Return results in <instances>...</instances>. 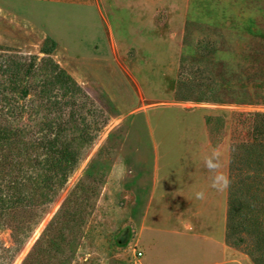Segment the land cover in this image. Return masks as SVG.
Instances as JSON below:
<instances>
[{
  "label": "rangeland",
  "instance_id": "obj_1",
  "mask_svg": "<svg viewBox=\"0 0 264 264\" xmlns=\"http://www.w3.org/2000/svg\"><path fill=\"white\" fill-rule=\"evenodd\" d=\"M97 1L106 29L94 42L80 41L77 10L59 19L53 8L25 13L47 31L68 32L67 45H88L82 55L91 46L109 57V39L125 74L91 68L92 83L82 85L40 51L45 40L55 45L50 37L21 31L17 40L0 39V124L15 131L28 174L36 159L60 158L28 180L33 192L53 176L52 189L35 191L46 210L11 264H128L133 246L141 264H161L175 251L164 230L180 227L196 204L176 199L173 185L189 182L193 169L208 174L189 164L212 149L223 152L222 170L232 179L233 146L246 138L238 135L246 132L242 118L264 113V0ZM12 62L20 66L15 83L2 74ZM49 138L54 149L43 146ZM228 194L220 202L225 240L248 256L264 255V198H239L253 209L228 230ZM148 225L160 230L149 234ZM0 239L10 245L9 229H0Z\"/></svg>",
  "mask_w": 264,
  "mask_h": 264
},
{
  "label": "crops",
  "instance_id": "obj_2",
  "mask_svg": "<svg viewBox=\"0 0 264 264\" xmlns=\"http://www.w3.org/2000/svg\"><path fill=\"white\" fill-rule=\"evenodd\" d=\"M28 8L33 10L53 8L52 15L57 19H59V14H72L74 16L78 12L81 19L79 22L80 27L78 26L79 28L77 27L76 30L80 33V41L82 42L86 38L88 40L92 39L91 41L94 42L95 36L102 33V26L106 29V23L97 0H0V39L4 38L7 41L12 38L17 40V33L22 34V32L35 35L38 41L50 37L55 42L50 55L67 72L73 74L82 85L92 83L87 75L92 70L91 68H102L106 69L107 72L118 70L125 74L116 59L114 51L111 49L109 39V57L103 58L94 54L91 46V53H85V55L90 54L91 56L86 57L80 51L89 48L88 45L85 47V44L82 45L83 43L80 44L79 42L74 46L67 45L66 42L70 40L68 32L61 36L55 31L43 29V27H40V22L30 16L33 13H25ZM86 12L96 14L98 17L97 22L95 20L96 15L93 17L94 22H92L93 18L84 17L83 15ZM106 33L109 35L108 30H106ZM93 84L102 85L107 89V86L103 83L100 85V82L94 81ZM192 165L195 168L205 169L203 163H190L189 169L192 168ZM188 176L189 182L173 185L174 188L179 189L175 194V198L180 201L196 202L195 208L188 219L180 221V227L176 226L177 229L164 230L165 233L171 234L172 242H170V245L175 251L164 254L160 259L161 264H255L247 254L239 252L225 240L226 208L223 214L220 202H226L227 190L219 192L209 187V172L208 174L204 171L196 172L193 169L192 172L188 173ZM160 186L161 184H159L158 189L165 190L164 192L169 188V185ZM197 190L205 192L206 198L204 200L195 199L194 192ZM153 194L150 190L148 198ZM156 230L159 231L160 229L149 225L145 229L149 234ZM152 246H154L153 241L150 243V248ZM209 257L212 259H208ZM146 264L156 263L147 260Z\"/></svg>",
  "mask_w": 264,
  "mask_h": 264
},
{
  "label": "trees",
  "instance_id": "obj_3",
  "mask_svg": "<svg viewBox=\"0 0 264 264\" xmlns=\"http://www.w3.org/2000/svg\"><path fill=\"white\" fill-rule=\"evenodd\" d=\"M47 41L49 40H45ZM45 42L40 51L49 55L55 45L50 42L51 45L47 47ZM11 64L3 68L2 74L10 83H15L19 79L20 66L13 65V62ZM54 66L59 68L63 74L65 73L58 63L55 62ZM22 89L23 87L20 90ZM242 122L245 123L246 132L238 135L242 134L246 138L237 140L232 149L233 173L228 194V230L233 225H237V222L235 224L236 217L243 220L253 209L252 207L247 209L240 207L239 198L248 199L257 196L264 198V113H247L242 118ZM55 141L56 138L46 139L43 146L47 149H54ZM21 146L20 140L15 136V131L0 124V229H9L11 238L10 245H6L0 239V264H11L28 238L32 225L46 210L45 206L40 207L39 199L43 193L35 191L41 188L52 189L53 176L46 177L45 186L37 184L31 187L35 189L33 192L28 189L29 178H35L37 173L34 171L51 169L60 161V158L50 157L36 159L33 173L28 174L20 162ZM16 163H18L17 166H15ZM243 174L247 177L243 178ZM65 180L66 177H62L59 179V184L61 185ZM26 211L28 212L27 218H24ZM233 219H235L234 222ZM249 254L255 264H264V255L258 256L251 250Z\"/></svg>",
  "mask_w": 264,
  "mask_h": 264
},
{
  "label": "clouds",
  "instance_id": "obj_4",
  "mask_svg": "<svg viewBox=\"0 0 264 264\" xmlns=\"http://www.w3.org/2000/svg\"><path fill=\"white\" fill-rule=\"evenodd\" d=\"M204 167L210 173L209 187L216 191L223 192L227 190L231 184V179L223 169V152L219 149H212L201 156ZM195 199L204 200L206 198L203 190L194 192Z\"/></svg>",
  "mask_w": 264,
  "mask_h": 264
},
{
  "label": "built area",
  "instance_id": "obj_5",
  "mask_svg": "<svg viewBox=\"0 0 264 264\" xmlns=\"http://www.w3.org/2000/svg\"><path fill=\"white\" fill-rule=\"evenodd\" d=\"M132 249H133V252L128 261V264H141L140 257L142 256V251L135 246H133Z\"/></svg>",
  "mask_w": 264,
  "mask_h": 264
}]
</instances>
